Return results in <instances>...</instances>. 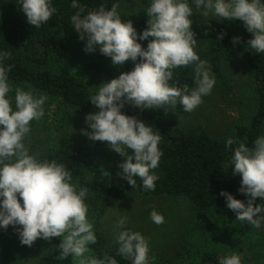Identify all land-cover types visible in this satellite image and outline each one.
<instances>
[{
    "label": "trees",
    "instance_id": "trees-1",
    "mask_svg": "<svg viewBox=\"0 0 264 264\" xmlns=\"http://www.w3.org/2000/svg\"><path fill=\"white\" fill-rule=\"evenodd\" d=\"M119 1L0 0V79L38 92L64 114L95 116L84 124L91 151L49 137L53 142L21 166L8 192L0 190V264H27L11 243L25 249L86 230L126 191L187 200L202 230L209 216L225 214L264 238V0H219L215 7L205 57L240 58L255 95V109L241 113L225 135L179 125L176 108L196 85L185 59H166L149 79L162 47L151 18L194 0H151L139 11L118 13ZM7 94L1 92L0 103ZM124 123L120 157L137 175L105 182L95 164L97 148ZM88 246L93 253L86 264H137L133 249L98 229ZM201 260L252 264L217 251Z\"/></svg>",
    "mask_w": 264,
    "mask_h": 264
},
{
    "label": "rangeland",
    "instance_id": "rangeland-1",
    "mask_svg": "<svg viewBox=\"0 0 264 264\" xmlns=\"http://www.w3.org/2000/svg\"><path fill=\"white\" fill-rule=\"evenodd\" d=\"M150 1L120 0L115 11L136 12ZM218 3L219 0H194L168 14L151 18L152 34L162 47L155 53L149 79L155 80L158 65L166 59H185L193 67L196 85L176 108L179 125L225 135L232 131L234 120L241 113L255 109V95L240 58L205 57L206 41L213 29ZM1 8L0 5V17ZM171 21H175L177 27H173ZM262 22L264 32V20ZM3 91L8 94L0 103L1 191L8 192L7 185L10 181L17 182L21 166L32 160L42 145L52 143L50 138L55 139V143L60 140L86 152L92 150L84 126L94 121L92 113L67 110L64 114L38 92L0 79V94ZM126 130L124 123L97 148L95 164L105 182L113 178L129 181L137 175L120 157ZM196 224L193 208L183 198L126 191L116 203L106 206L99 218L90 220L84 226L86 230L72 229L67 236L59 233L25 249L11 243L10 249L16 250L19 260L27 264H86L93 253L88 241L92 231L98 229L105 239L133 249L137 264H204L201 257L208 251H217L232 261L245 258L252 264H264L262 232L240 229L225 214L209 216L203 230ZM59 240L66 247L60 245Z\"/></svg>",
    "mask_w": 264,
    "mask_h": 264
}]
</instances>
